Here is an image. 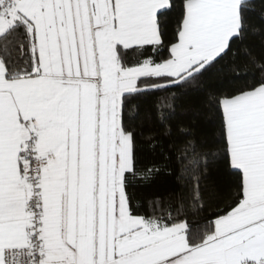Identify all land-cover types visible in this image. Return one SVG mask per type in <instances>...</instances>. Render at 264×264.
<instances>
[{
  "label": "snow or ice",
  "instance_id": "obj_1",
  "mask_svg": "<svg viewBox=\"0 0 264 264\" xmlns=\"http://www.w3.org/2000/svg\"><path fill=\"white\" fill-rule=\"evenodd\" d=\"M0 264H264V0H0Z\"/></svg>",
  "mask_w": 264,
  "mask_h": 264
},
{
  "label": "trees",
  "instance_id": "obj_2",
  "mask_svg": "<svg viewBox=\"0 0 264 264\" xmlns=\"http://www.w3.org/2000/svg\"><path fill=\"white\" fill-rule=\"evenodd\" d=\"M196 103L195 98H184L182 101H178L176 105V114L172 117V123L175 124L181 120L187 122V120L190 118L191 109ZM203 127L208 128L210 126L203 125ZM216 179L215 176H213L211 180ZM173 179L171 177H168L166 175H161L156 183L152 186V188L144 190V195H152L156 193H163L168 191L173 186ZM202 217H195L192 218L191 224L193 227H196L200 221L202 220Z\"/></svg>",
  "mask_w": 264,
  "mask_h": 264
}]
</instances>
